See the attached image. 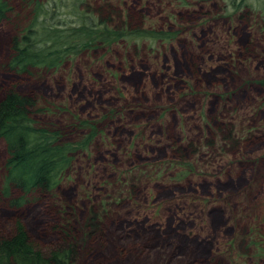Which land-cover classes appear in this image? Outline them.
Here are the masks:
<instances>
[{
    "label": "rangeland",
    "instance_id": "1",
    "mask_svg": "<svg viewBox=\"0 0 264 264\" xmlns=\"http://www.w3.org/2000/svg\"><path fill=\"white\" fill-rule=\"evenodd\" d=\"M0 4V99H32L33 128L70 146L34 202L11 208L15 188L0 198L1 231L21 224L38 251L72 249L69 264H264V17L231 18L222 0ZM98 19L173 37L129 36L49 70L6 67L27 28ZM7 158L2 140L0 191Z\"/></svg>",
    "mask_w": 264,
    "mask_h": 264
},
{
    "label": "trees",
    "instance_id": "2",
    "mask_svg": "<svg viewBox=\"0 0 264 264\" xmlns=\"http://www.w3.org/2000/svg\"><path fill=\"white\" fill-rule=\"evenodd\" d=\"M222 1L226 2L223 10L232 11L231 18L243 11L264 17V0ZM54 5L59 4L53 3ZM5 11L4 5L0 4V22L5 19ZM228 16L230 17V14ZM108 22L109 20L98 19V22L89 23L86 27L82 25L77 28L55 30L47 26L44 27L42 35H39L35 28L29 27L22 38L12 39L13 55L6 67L17 73H24L32 68L49 70L80 51L108 46L129 36L162 42L173 37V34L162 35L152 31L130 32L125 28L110 30L104 27L105 24H109ZM260 84L264 85V82ZM34 105L32 99L15 91L7 92L0 99V141L5 142L8 155L4 165L6 175L0 198H11V188L17 189L22 196L9 202L10 207L14 209L24 206L28 201L34 202L32 199L29 200L28 196L47 192L53 186L59 172L69 166V157L66 155L70 146L55 147L53 146L55 139L48 137L43 130L33 128L29 114ZM86 124L85 122L82 126L86 127ZM93 136L94 132L85 136L77 147L91 143ZM91 222H95V219H91ZM255 240L254 244L261 250V255L263 254L261 257H264V245ZM72 257V249H54L49 253L36 250L28 241L21 224H14L6 231L0 230V264H69Z\"/></svg>",
    "mask_w": 264,
    "mask_h": 264
}]
</instances>
